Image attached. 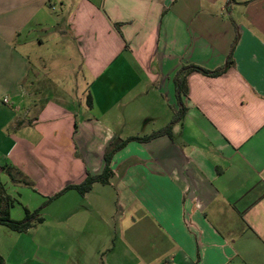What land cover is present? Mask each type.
Instances as JSON below:
<instances>
[{
    "label": "crops",
    "instance_id": "0c3cea01",
    "mask_svg": "<svg viewBox=\"0 0 264 264\" xmlns=\"http://www.w3.org/2000/svg\"><path fill=\"white\" fill-rule=\"evenodd\" d=\"M237 34L223 75H184L171 136L127 144L109 185L66 192L42 224L0 225L4 264H264V0H0V183L18 221L99 175L112 142L166 128L176 74L223 67ZM61 42L74 101L34 64L54 70L42 50Z\"/></svg>",
    "mask_w": 264,
    "mask_h": 264
},
{
    "label": "trees",
    "instance_id": "16d2710c",
    "mask_svg": "<svg viewBox=\"0 0 264 264\" xmlns=\"http://www.w3.org/2000/svg\"><path fill=\"white\" fill-rule=\"evenodd\" d=\"M238 41H239V35L237 34L232 43L226 63L223 67L216 69L214 71H209L199 66L189 65L187 67L181 68V70L176 74L173 82L175 85V92H176V97H177L179 108L175 112L171 122L167 125L166 128L148 137H130L125 140H117L115 142H112L111 144L108 145L105 151V155H104L105 166H104L103 171L99 175L92 176L88 174L86 179L81 184L70 185V186L65 187L62 191H60L53 197L49 198V200L44 205H42L38 210L34 212H30L26 210V216L24 220L17 221V220H13L10 218L8 210H9V207L11 206V198L7 196L3 185L0 183V225L7 227L13 232L24 233L28 231L29 229L35 227V225L42 224L44 222V218L40 214L41 211L44 208H46L51 202H53L60 196L64 195L66 192L70 190H75L81 196H85L92 190L94 184H101L103 186L109 185L110 180L113 177V172L110 168V163H111L113 156L117 152L122 150L127 144L131 142L144 143V142L151 141L152 139L159 137V136H163V135L171 136V130H172L173 125L179 123L184 118L187 112V108L184 105L183 97L188 95V84L185 78L186 74L189 72H198L204 76L211 77V78H217L223 75L229 68H231L234 65L233 55H234L236 46L238 44ZM91 101L92 99L88 95L87 103L89 104L90 107H91ZM4 170L12 181H15L16 175L18 177L21 175L19 171H17L16 169L12 167H5ZM14 172L15 174H12ZM19 183L32 188V184L27 183L22 177ZM0 264H4V259L1 257V255H0Z\"/></svg>",
    "mask_w": 264,
    "mask_h": 264
},
{
    "label": "rangeland",
    "instance_id": "374dc122",
    "mask_svg": "<svg viewBox=\"0 0 264 264\" xmlns=\"http://www.w3.org/2000/svg\"><path fill=\"white\" fill-rule=\"evenodd\" d=\"M62 44H63L62 42L59 45L53 44L49 48H44L42 50L43 54H46V57H48V55L51 57L50 64L53 62L56 63L55 64L56 67L54 70H49L48 66L44 67L43 65L38 63L39 59L36 57L34 58V64H35L36 70L38 72H40V76H41L42 81L43 80L50 81L51 86L55 85L54 89H51V86L49 87L50 90H53V92L55 91V93H54L55 96L65 94V96L67 98L72 96L71 97L73 99L72 101H74L75 99H77L76 97H79V95L77 94V91H75V88H76L75 82L77 79V75L73 73V71L76 70V63H73V65L67 63V60H69V59H67L63 55V51H66L68 54L69 52H72L71 50H73V49L66 47V46H63ZM73 61L76 62V60H73ZM71 62H72V60H71ZM79 76H80V74H79ZM52 83H55V84H52ZM58 84L62 85V86H60V87H62V90ZM64 84L67 86H63ZM65 88H67V89L64 90ZM57 89H59V90H57ZM27 204L29 205L30 203L27 202ZM21 212H22V210H21ZM12 213H13V216L17 215L16 210L12 211ZM47 213L48 212H42L41 215L45 217ZM38 225H35V226H38Z\"/></svg>",
    "mask_w": 264,
    "mask_h": 264
},
{
    "label": "built area",
    "instance_id": "2783aa9c",
    "mask_svg": "<svg viewBox=\"0 0 264 264\" xmlns=\"http://www.w3.org/2000/svg\"><path fill=\"white\" fill-rule=\"evenodd\" d=\"M4 102L7 103L8 102L7 99H5Z\"/></svg>",
    "mask_w": 264,
    "mask_h": 264
}]
</instances>
